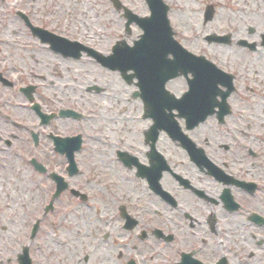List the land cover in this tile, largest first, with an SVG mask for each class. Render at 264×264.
Wrapping results in <instances>:
<instances>
[{
	"label": "flooded vegetation",
	"instance_id": "1",
	"mask_svg": "<svg viewBox=\"0 0 264 264\" xmlns=\"http://www.w3.org/2000/svg\"><path fill=\"white\" fill-rule=\"evenodd\" d=\"M53 3L0 0V264H264V13L172 102Z\"/></svg>",
	"mask_w": 264,
	"mask_h": 264
},
{
	"label": "rangeland",
	"instance_id": "2",
	"mask_svg": "<svg viewBox=\"0 0 264 264\" xmlns=\"http://www.w3.org/2000/svg\"><path fill=\"white\" fill-rule=\"evenodd\" d=\"M133 13L144 16L149 14L144 0H120ZM170 4L171 20L180 19L182 27H176V39L186 49L193 53L222 59L225 57L220 44H208L206 35L214 32L226 33L240 25L256 24L261 20L260 13H264V0H165ZM212 4L215 9L214 18L203 23L205 5ZM56 13L67 14L68 23L72 30L78 31L86 38L100 41L104 51H110L115 38L122 36L125 19L121 12L117 13L108 0H54L50 6ZM177 15V16H176ZM255 15L257 18H255ZM187 20V21H186ZM141 30L136 24L130 25V35L124 37L131 41ZM124 35V34H123ZM79 36V35H78ZM227 48V47H226ZM228 49V48H227ZM102 83L115 79L113 73L95 69ZM106 76H103V75ZM113 75V76H112ZM78 217V214H77ZM78 251L73 253V256Z\"/></svg>",
	"mask_w": 264,
	"mask_h": 264
},
{
	"label": "water",
	"instance_id": "3",
	"mask_svg": "<svg viewBox=\"0 0 264 264\" xmlns=\"http://www.w3.org/2000/svg\"><path fill=\"white\" fill-rule=\"evenodd\" d=\"M116 7H120V2L118 3L117 0H112ZM149 8L151 10V16L150 17H138L137 15L133 14L130 10L125 9V16L128 18L127 25L131 21H135L144 31V33L141 35L140 39L134 43V46L130 48V54L135 57V68L137 70L136 76L141 80L147 82V80H150L153 83V80L149 78V72L154 71L153 68L150 70L145 68L146 65L151 64L152 66H157V69H155V72L158 75V84L153 86H157L158 88L163 89L164 81L166 80L165 77H161V70L159 67L161 64H165L166 66V75L168 77L177 75L178 72H181L182 74H186L185 66L190 63H199V61L192 60L193 56L191 54L187 53L183 48H181L179 45H177L175 42L171 39V32L170 29L165 24V9H163V5L160 2V0H146ZM213 13V8L211 6L206 7L205 10V20H208L211 18ZM216 40H225V37H216ZM163 42H166L165 51L161 53L159 51L160 48L163 47ZM123 45H116L114 48V55H117V52L123 49ZM144 47L147 49H153L155 52H145ZM171 48V49H170ZM129 50V49H128ZM173 54L172 60H166L164 57L168 53ZM111 57H109L108 63H106L109 66H112V60ZM202 63V62H200ZM119 66H124V61H119ZM173 68V70L170 72L168 71L169 68ZM120 70H126V69H120ZM163 70V69H162ZM177 72V74H176ZM161 73V74H160ZM125 79L130 78L128 75H124ZM162 91L161 93H163ZM168 96V95H167Z\"/></svg>",
	"mask_w": 264,
	"mask_h": 264
}]
</instances>
